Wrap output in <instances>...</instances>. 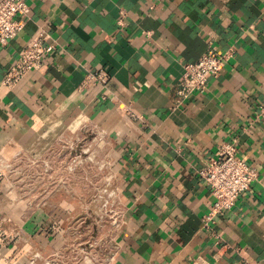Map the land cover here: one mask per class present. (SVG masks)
I'll use <instances>...</instances> for the list:
<instances>
[{
    "label": "crops",
    "instance_id": "obj_1",
    "mask_svg": "<svg viewBox=\"0 0 264 264\" xmlns=\"http://www.w3.org/2000/svg\"><path fill=\"white\" fill-rule=\"evenodd\" d=\"M25 1L23 30L0 45V218L15 233L0 264L264 263V0ZM41 30L53 45L44 66L8 89V67ZM212 45L231 51L223 69L179 100L184 66ZM100 69L107 84L81 86ZM89 132L108 149L104 179L121 216L96 251L92 236L78 251L73 229L90 204L63 184L78 178L73 166L17 198L6 165L19 148L41 162ZM231 141L258 175L205 227L213 197L199 171Z\"/></svg>",
    "mask_w": 264,
    "mask_h": 264
},
{
    "label": "built area",
    "instance_id": "obj_2",
    "mask_svg": "<svg viewBox=\"0 0 264 264\" xmlns=\"http://www.w3.org/2000/svg\"><path fill=\"white\" fill-rule=\"evenodd\" d=\"M29 13L30 6L25 0H0V45H5L23 30ZM124 15V10H120L117 24L121 28L125 25ZM146 33L150 35L151 30ZM47 37L48 34L41 30L22 47L2 80L5 87L13 89L29 72L39 70L44 66V57L53 49L52 44L46 43ZM230 54L231 51L221 52L212 45L197 61L186 64L176 90L179 100L185 102L192 95L204 92L208 78L221 72L224 61ZM108 80L109 75L106 70L100 69L88 72L81 86L95 83L107 84ZM77 158L75 156L71 158V164L76 162ZM10 166L9 162L6 167ZM67 167L70 168V166ZM199 174L209 186L213 197L209 211L202 217V226L205 227H209L218 215L231 209L235 200L250 188L258 175L255 168L237 156L233 141L219 143L215 154L199 171ZM6 222L5 218H0V250L15 237L13 229L8 228L5 225ZM245 264L251 263L245 262Z\"/></svg>",
    "mask_w": 264,
    "mask_h": 264
},
{
    "label": "rangeland",
    "instance_id": "obj_3",
    "mask_svg": "<svg viewBox=\"0 0 264 264\" xmlns=\"http://www.w3.org/2000/svg\"><path fill=\"white\" fill-rule=\"evenodd\" d=\"M107 153L108 149L100 142L97 135L89 132L73 138L72 147L56 146L51 148L47 157L43 158L41 162H38L37 159L29 162V152L25 148H19L10 160L11 166L6 167V170L10 182L14 185L15 197L22 198L23 186H27L29 181L34 182V185L41 182V185L48 184V187H53L56 180L59 179L57 176L55 177V174L66 170L71 171L67 166H73L72 171L78 175V178L75 180L63 178V184L76 183L79 190L83 192L79 199L84 204H90L89 210L78 211L77 218L80 220V226L73 229L76 231L78 240L77 248L78 251L82 248L86 249V241L89 236H92L96 251L97 246H102L109 240V233L115 228V224L121 216L117 196L113 193L110 194V190L106 188L104 177L107 175L104 171L107 165L105 157ZM73 156L78 158L70 165ZM45 161L49 164L48 171L51 175L45 176L40 173L43 168L41 164H44ZM65 168L67 169L64 171ZM29 177H31L30 180ZM57 183L61 182L57 181ZM43 199H46V196ZM87 224L89 227L86 226Z\"/></svg>",
    "mask_w": 264,
    "mask_h": 264
}]
</instances>
